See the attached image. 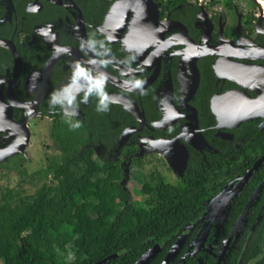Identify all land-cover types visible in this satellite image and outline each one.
Wrapping results in <instances>:
<instances>
[{
	"label": "flooded vegetation",
	"instance_id": "obj_1",
	"mask_svg": "<svg viewBox=\"0 0 264 264\" xmlns=\"http://www.w3.org/2000/svg\"><path fill=\"white\" fill-rule=\"evenodd\" d=\"M108 1L97 14L86 0H0V38L17 54L0 46V108L11 105L12 122L26 127L28 139L46 121L57 161L53 123H83L82 154L113 165L125 191L129 176L151 183L154 174L159 184L176 185L186 173L203 174L201 211L171 242L153 244L157 264L181 235L169 264H264V58L247 57L250 46L264 45V0H234L230 7L211 0H118L107 19L108 32L121 29L114 40L100 30L115 2ZM204 45L212 52L201 53L197 47ZM100 79L106 111H98L95 92L85 100ZM136 81L143 83L135 87ZM54 92L75 100L47 106ZM244 98L261 101L240 120L251 109ZM37 99L32 109L12 103ZM17 129L0 130V150L24 137ZM255 138L263 147L250 152ZM147 161L152 167L144 172ZM87 173L106 176L103 169Z\"/></svg>",
	"mask_w": 264,
	"mask_h": 264
},
{
	"label": "trees",
	"instance_id": "obj_2",
	"mask_svg": "<svg viewBox=\"0 0 264 264\" xmlns=\"http://www.w3.org/2000/svg\"><path fill=\"white\" fill-rule=\"evenodd\" d=\"M86 1L97 14L109 3ZM211 1L230 7L234 0ZM89 116L100 119L95 110ZM96 124L92 119V125ZM71 125L54 122L51 129L61 151L60 161L49 159L30 174L19 154L16 158L23 166L19 186L0 185V264H93L112 254L102 264H133L154 243L169 238L171 242L173 233L201 211L207 193L200 172L184 174L176 185L158 183L154 190L142 187L145 196L136 204L115 182L120 174L113 165L86 160L79 148L87 140L85 127L80 123L81 127L72 129ZM248 147L253 152L263 145L255 138ZM78 160L84 163L80 166ZM71 164L79 170H71ZM98 169L106 173L104 180L89 177L88 171ZM49 173L52 179L48 181ZM25 184L35 185V190L28 192ZM154 256L148 264L159 262Z\"/></svg>",
	"mask_w": 264,
	"mask_h": 264
},
{
	"label": "rangeland",
	"instance_id": "obj_3",
	"mask_svg": "<svg viewBox=\"0 0 264 264\" xmlns=\"http://www.w3.org/2000/svg\"><path fill=\"white\" fill-rule=\"evenodd\" d=\"M241 3H243L241 1ZM32 110H30L31 113ZM34 112V110H33ZM32 114V113H31ZM30 114V115H31ZM49 128L48 123L46 121H39L36 123V126L33 128V134L28 139V143L25 145L21 152H16L10 155V157H6L5 160H0V185L4 187H17L19 186V182L21 181L22 174H20V170H22L23 166H20L19 161L17 160L16 156L19 153L23 154L24 157V165H27V172L28 173H35V169L42 167L47 162L45 157L48 155L49 157H56L59 155V151L57 152L51 145V138L48 134ZM49 143V149L45 147V144ZM10 159L9 161H6ZM154 159V158H153ZM144 172L152 167V163L146 162L143 166ZM128 170L125 169V173ZM124 173V174H125ZM125 176V175H124ZM25 179V176H23ZM89 177H95V175H89ZM133 176H129V182L124 184L126 186V192L136 204H139L140 201L144 198L145 194L141 191V188L144 183H148L151 186L157 185L158 180L160 179L159 175H152L150 176L151 183L149 182H136L132 179ZM176 182V180H171ZM24 184V183H21ZM35 185H24V188L28 190V192L32 193L35 190ZM129 187V189H128ZM135 190V191H134Z\"/></svg>",
	"mask_w": 264,
	"mask_h": 264
},
{
	"label": "water",
	"instance_id": "obj_4",
	"mask_svg": "<svg viewBox=\"0 0 264 264\" xmlns=\"http://www.w3.org/2000/svg\"><path fill=\"white\" fill-rule=\"evenodd\" d=\"M127 5H131V4H136L137 2H141V0H125ZM151 1V0H150ZM117 2L118 0H115L112 9L106 14V20L105 22L100 26V30L102 32H104L105 34H107V37L110 38L111 40H114L119 33L121 31V29H110V31L108 32L107 28L109 29L107 22H108V18L109 15L111 13V11L113 10V8L117 7ZM29 9V8H28ZM124 17H126V13L123 14ZM123 17V18H124ZM108 19V20H107ZM120 22V20H119ZM124 22V20L122 21V23ZM124 24V23H123ZM258 24H260V20L258 21ZM123 26V25H122ZM209 30H207L208 32ZM261 32H264V29L261 30ZM11 42L8 40H5L3 38H0V46H4V47H10L9 49L12 50L13 53H15V56H17L14 46L11 47ZM209 46H199L197 47L199 49V51L203 54L205 53H209L212 52L211 49L208 48ZM247 57L249 58H264V45H253L250 46V52L249 55H247ZM56 57H53L50 61H47L46 63V67H48L49 69L51 68L54 60ZM16 61L18 63L19 60L16 59ZM18 68V67H17ZM9 94V93H8ZM261 101L260 99H252V98H244L243 102L248 103L249 106L251 107L250 111L247 114H244L240 117V120L242 118H247V117H251L252 115V109L254 106L257 105V103ZM38 102L39 99L32 101V102H27V103H20V102H12L15 106L17 107H24V108H36L38 106ZM11 106V105H10ZM10 106L6 105V108L3 110L2 108H0V130H6V129H16V128H21L25 133H24V137H20V139L17 141L16 144L11 145L9 147L3 148L0 150V160H4L6 157L16 153V152H21L23 150V148L25 147V145L28 142V131L26 130V127L24 128V126L18 125L16 123L12 122V118H11V109ZM2 107V106H1ZM240 113V112H238ZM240 116V115H239ZM3 128V129H2ZM17 129V130H18ZM127 135V132L124 133V136ZM260 189V185L258 187V190ZM181 237L182 235L176 240V242L174 243V245L171 247V249L168 251L166 257L163 259V261L161 262V264H169L171 257L173 256V254L176 252L177 248L179 247L180 243H181ZM158 249V247H153V249L151 250H147L144 253H142L140 255V257L133 263V264H148L151 260V258L154 256L156 250ZM114 257V254L109 255L107 257H104L96 262H94L93 264H102L103 262H106L108 259Z\"/></svg>",
	"mask_w": 264,
	"mask_h": 264
},
{
	"label": "clouds",
	"instance_id": "obj_5",
	"mask_svg": "<svg viewBox=\"0 0 264 264\" xmlns=\"http://www.w3.org/2000/svg\"><path fill=\"white\" fill-rule=\"evenodd\" d=\"M80 74L82 75L83 73H80ZM142 83H143L142 81H136L135 87H140ZM103 87H104L103 79L96 80L93 83V86L87 89V94L85 97V100H86L87 95H90L93 92H95V94L99 97L98 111H106L108 107V96L103 91ZM74 100H75V97L73 95H68L66 92L65 93L54 92L50 99V106L60 105L61 107H63L65 103L67 105H72ZM66 114L76 115V112L73 111L71 113H66ZM79 127H81V125L78 122L71 125L72 129H76Z\"/></svg>",
	"mask_w": 264,
	"mask_h": 264
},
{
	"label": "built area",
	"instance_id": "obj_6",
	"mask_svg": "<svg viewBox=\"0 0 264 264\" xmlns=\"http://www.w3.org/2000/svg\"><path fill=\"white\" fill-rule=\"evenodd\" d=\"M162 1L167 2V1H169V0H162ZM200 1H202V0H200Z\"/></svg>",
	"mask_w": 264,
	"mask_h": 264
},
{
	"label": "bare ground",
	"instance_id": "obj_7",
	"mask_svg": "<svg viewBox=\"0 0 264 264\" xmlns=\"http://www.w3.org/2000/svg\"><path fill=\"white\" fill-rule=\"evenodd\" d=\"M109 30V29H108Z\"/></svg>",
	"mask_w": 264,
	"mask_h": 264
}]
</instances>
